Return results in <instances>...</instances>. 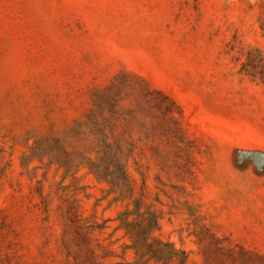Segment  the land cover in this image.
Here are the masks:
<instances>
[{
  "label": "rangeland",
  "instance_id": "obj_1",
  "mask_svg": "<svg viewBox=\"0 0 264 264\" xmlns=\"http://www.w3.org/2000/svg\"><path fill=\"white\" fill-rule=\"evenodd\" d=\"M250 48L264 0H0V264H264ZM102 139L131 191L90 172ZM147 209L170 259L119 227Z\"/></svg>",
  "mask_w": 264,
  "mask_h": 264
},
{
  "label": "trees",
  "instance_id": "obj_2",
  "mask_svg": "<svg viewBox=\"0 0 264 264\" xmlns=\"http://www.w3.org/2000/svg\"><path fill=\"white\" fill-rule=\"evenodd\" d=\"M241 71L250 75L251 77L259 78L264 82V54L258 48H250L247 52L246 59L241 65ZM153 91L146 89L143 97L145 100H150V95ZM159 95L171 105L174 102L164 93L157 92ZM98 153L100 154L99 163H91L90 172L100 180L106 181L115 190L131 191V186L126 174L124 165L121 163V149L118 146H113L107 143L104 139L100 140ZM128 213L124 212L119 215L120 225L125 232V235L132 240V248L135 249L137 255H145L151 252L156 259H170L172 257L171 250H164L157 240L150 241V233L157 226V216L147 209L138 216L142 217L138 220H129ZM166 245V244H162Z\"/></svg>",
  "mask_w": 264,
  "mask_h": 264
}]
</instances>
